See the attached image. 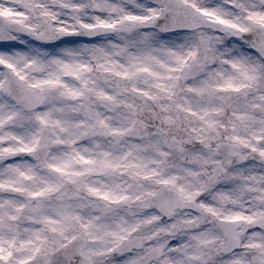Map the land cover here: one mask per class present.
<instances>
[{
    "label": "snow or ice",
    "instance_id": "obj_1",
    "mask_svg": "<svg viewBox=\"0 0 264 264\" xmlns=\"http://www.w3.org/2000/svg\"><path fill=\"white\" fill-rule=\"evenodd\" d=\"M0 264H264V0H0Z\"/></svg>",
    "mask_w": 264,
    "mask_h": 264
}]
</instances>
